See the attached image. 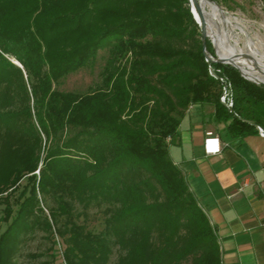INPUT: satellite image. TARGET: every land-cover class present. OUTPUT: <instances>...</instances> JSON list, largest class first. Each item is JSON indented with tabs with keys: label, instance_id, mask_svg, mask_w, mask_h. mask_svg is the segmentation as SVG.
I'll list each match as a JSON object with an SVG mask.
<instances>
[{
	"label": "trees",
	"instance_id": "trees-1",
	"mask_svg": "<svg viewBox=\"0 0 264 264\" xmlns=\"http://www.w3.org/2000/svg\"><path fill=\"white\" fill-rule=\"evenodd\" d=\"M207 51L216 58L209 39ZM101 52L99 83L59 90ZM210 67L231 84L233 112ZM192 106L213 108L233 137L258 133L247 121L264 129V85L206 62L188 0H0V264H18L36 231L59 239L67 264H222L170 156Z\"/></svg>",
	"mask_w": 264,
	"mask_h": 264
},
{
	"label": "crops",
	"instance_id": "crops-1",
	"mask_svg": "<svg viewBox=\"0 0 264 264\" xmlns=\"http://www.w3.org/2000/svg\"><path fill=\"white\" fill-rule=\"evenodd\" d=\"M212 113L211 107H190L170 156L214 228L222 264H264V138L233 137ZM210 132L222 140L218 156L204 153Z\"/></svg>",
	"mask_w": 264,
	"mask_h": 264
},
{
	"label": "rangeland",
	"instance_id": "rangeland-1",
	"mask_svg": "<svg viewBox=\"0 0 264 264\" xmlns=\"http://www.w3.org/2000/svg\"><path fill=\"white\" fill-rule=\"evenodd\" d=\"M226 16H231L239 20L237 29L229 33V45L233 50L234 46H239L245 55H252L258 52L259 55H264V0H235L231 10L221 8ZM215 30L217 27L214 28ZM227 32L230 31L226 29ZM233 37V38H232ZM214 50L215 55H218V48L213 43V39H209ZM255 51V52H254ZM106 53L101 52L96 63L88 69L82 70L79 73L73 74L66 78L59 90L65 92H87L100 82V73L105 64ZM213 134L217 135L215 132ZM45 146V144H44ZM46 156L43 149L40 155V166ZM39 182V171L35 173ZM26 181L22 182L25 185ZM52 206L53 203L49 202ZM45 213L49 216V212L45 209ZM88 224L89 228L100 232L103 230V218L97 210H91L89 213ZM3 216V206H0V217ZM6 224L2 225L1 232L6 229ZM55 241V242H54ZM56 244V246L54 245ZM57 250L55 264H67L63 259L64 246L59 242L57 237L47 238V235L42 231H36L29 241L24 243L16 257L18 264H40L42 262H51L55 257H52V250ZM118 255L115 254L112 258V263H115Z\"/></svg>",
	"mask_w": 264,
	"mask_h": 264
},
{
	"label": "bare ground",
	"instance_id": "bare-ground-1",
	"mask_svg": "<svg viewBox=\"0 0 264 264\" xmlns=\"http://www.w3.org/2000/svg\"><path fill=\"white\" fill-rule=\"evenodd\" d=\"M196 1L201 6L209 38L214 40L213 43L215 46L217 45L218 55L238 66L246 77L264 83V55H259L258 52L254 51L255 53L247 56L238 45L236 47L234 46L233 50L230 48V32L237 29L239 20L231 16H226L216 4L208 0ZM215 27H217L216 30L214 29ZM226 29L230 31L227 32ZM229 52L233 55L236 63L231 60Z\"/></svg>",
	"mask_w": 264,
	"mask_h": 264
},
{
	"label": "water",
	"instance_id": "water-1",
	"mask_svg": "<svg viewBox=\"0 0 264 264\" xmlns=\"http://www.w3.org/2000/svg\"><path fill=\"white\" fill-rule=\"evenodd\" d=\"M210 1V0H208ZM189 2V8H190V11L193 15V18L195 20V22L198 24V26L200 27V32H201V41H202V46H203V54L206 58V62L207 63H220V64H227V65H230L234 68H236L237 70H239V72L241 73V75L248 81L252 82V83H255L257 85H264V83L262 82H257L255 80H252L248 77L245 76V74L241 71V69L236 66L235 64H233L232 62L228 61V60H225L223 58H221L219 55H217L216 58L212 57L208 51H207V40L210 39L209 38V35L207 33V28H206V21H205V18L203 16V12H202V9H201V6L200 4H198V2L196 0H188ZM211 2V1H210ZM214 4H216L215 2H212ZM217 5V4H216ZM218 6V5H217ZM219 7V6H218ZM220 8V7H219ZM221 9V8H220ZM222 10V9H221ZM222 12H224L222 10ZM14 62V61H13ZM16 65H18L19 67L20 64L17 63V62H14ZM210 74L216 79V80H220L221 77L215 72V70L210 67ZM231 112L232 109H230ZM250 125L252 126H255L256 128L258 127L256 125V123L252 122V121H247Z\"/></svg>",
	"mask_w": 264,
	"mask_h": 264
},
{
	"label": "built area",
	"instance_id": "built-area-1",
	"mask_svg": "<svg viewBox=\"0 0 264 264\" xmlns=\"http://www.w3.org/2000/svg\"><path fill=\"white\" fill-rule=\"evenodd\" d=\"M223 84V91L220 97V101L228 109L233 107V90L232 86L225 79L221 78L219 80ZM237 116V115H236ZM257 131L261 137L264 138V129L260 126L257 127ZM223 143L221 138L218 135L213 134L212 132L207 133L204 140V153L208 157L218 156L222 153Z\"/></svg>",
	"mask_w": 264,
	"mask_h": 264
}]
</instances>
